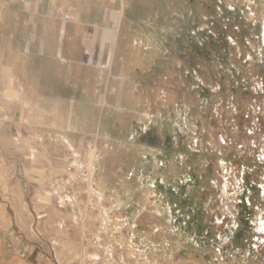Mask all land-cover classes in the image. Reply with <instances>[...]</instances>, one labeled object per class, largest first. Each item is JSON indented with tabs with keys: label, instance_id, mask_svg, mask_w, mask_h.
Returning <instances> with one entry per match:
<instances>
[{
	"label": "rangeland",
	"instance_id": "374dc122",
	"mask_svg": "<svg viewBox=\"0 0 264 264\" xmlns=\"http://www.w3.org/2000/svg\"><path fill=\"white\" fill-rule=\"evenodd\" d=\"M125 18L82 121L34 126L0 66V264H264V0ZM10 29L0 9L11 53ZM39 70L15 86L48 94Z\"/></svg>",
	"mask_w": 264,
	"mask_h": 264
},
{
	"label": "crops",
	"instance_id": "0c3cea01",
	"mask_svg": "<svg viewBox=\"0 0 264 264\" xmlns=\"http://www.w3.org/2000/svg\"><path fill=\"white\" fill-rule=\"evenodd\" d=\"M0 9L10 15L11 26V53L7 45L0 46V66L4 68L5 59L11 56L10 91L16 95L19 108L29 109L34 126L44 120H61L58 106L62 105L67 106L65 121L84 120L79 109L99 104L103 59L112 63L119 43L126 40L120 35L126 22L125 0H0ZM41 67L53 76L48 85L52 89H45L48 94H41L33 82L24 87L17 82L15 86L16 79L25 80ZM89 93L91 99L86 96ZM41 98L45 103L39 101ZM46 104L55 110L41 109ZM88 116L93 119V114ZM68 143L60 136L56 148Z\"/></svg>",
	"mask_w": 264,
	"mask_h": 264
},
{
	"label": "snow or ice",
	"instance_id": "6c2138e0",
	"mask_svg": "<svg viewBox=\"0 0 264 264\" xmlns=\"http://www.w3.org/2000/svg\"><path fill=\"white\" fill-rule=\"evenodd\" d=\"M262 159H264V157H262ZM261 228L264 230V221H261Z\"/></svg>",
	"mask_w": 264,
	"mask_h": 264
},
{
	"label": "bare ground",
	"instance_id": "6f19581e",
	"mask_svg": "<svg viewBox=\"0 0 264 264\" xmlns=\"http://www.w3.org/2000/svg\"><path fill=\"white\" fill-rule=\"evenodd\" d=\"M91 165H92V164H91ZM91 165H90V166H91Z\"/></svg>",
	"mask_w": 264,
	"mask_h": 264
}]
</instances>
